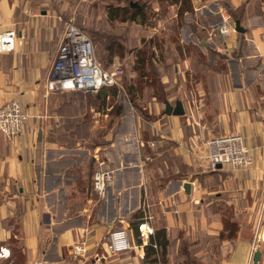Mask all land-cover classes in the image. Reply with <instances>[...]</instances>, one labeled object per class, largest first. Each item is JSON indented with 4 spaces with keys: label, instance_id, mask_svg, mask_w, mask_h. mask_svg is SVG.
Wrapping results in <instances>:
<instances>
[{
    "label": "crops",
    "instance_id": "0c3cea01",
    "mask_svg": "<svg viewBox=\"0 0 264 264\" xmlns=\"http://www.w3.org/2000/svg\"><path fill=\"white\" fill-rule=\"evenodd\" d=\"M38 2L0 0V33L13 29L20 41L14 50L0 53V105L16 99L27 106L31 115L18 136L9 139L0 133V246L9 251L7 256L0 258V264H139L144 255L140 245L133 244L128 252L114 259L97 245L109 229L120 223L128 225L125 218L141 207L138 168L142 167L139 147L144 140L142 130L148 132L146 141L153 142L149 147L155 149V155L148 154L151 160L169 149V154L172 151L181 163L194 171L203 162L197 156L201 153L203 139L229 133L242 135L253 156L251 167L236 169L222 165L211 173L206 172L205 178H210L216 186L213 192L208 191L198 177L188 180L190 194L183 191L187 180H170L157 193L153 190L147 193L148 205L152 208L150 218L134 219L139 223L146 221L154 232L165 228L171 236L174 228L188 230L199 223L203 228L205 206L219 200V195L225 191L227 195H222L220 201L237 209L249 226H241L234 239L223 241L221 248L227 256L221 263L250 264L251 253L258 251L260 258L256 263L252 260V264H264V241L257 246L251 242L254 228L259 236L264 232V215L259 208L264 203V2L229 0L237 9L239 19L236 20L243 32L230 31L224 38L214 30L221 18L210 12L217 22L209 23L212 24L210 29L203 31L207 40L200 42L205 54L210 50L217 53L225 69L221 73L209 72L213 74L212 81L204 83L202 79L185 90L187 95L181 99L183 115L164 113L147 125L141 118L131 121L125 116L120 130L114 134L108 132L102 120L104 123L96 134L88 136V141H93L108 140L114 135V148L101 152L109 160L106 168L114 172L107 196L99 198L102 201L94 217H91V204L80 207L74 199L81 192L86 194L91 190L90 165L84 170L78 166L79 158H76L84 148L69 143L76 132L71 135L72 132L59 128L63 124L59 119L64 109L71 110V123L76 119L72 104L61 101L60 97L73 91L45 89L62 35L61 25L53 18L59 10L38 8L48 4ZM188 36L192 39L190 33ZM88 108L96 115L104 113L97 101L89 103ZM79 119L77 125L90 122L93 117ZM81 186H85L84 191ZM205 193L213 194L205 200ZM211 214L218 217L219 212ZM261 221L263 225L259 230ZM122 227L133 235V224L132 229ZM216 227L214 232H219L220 225ZM144 240L146 244L148 240ZM76 244L86 249L87 254L75 255L73 247ZM174 252L173 248L171 253ZM170 259L173 262V258Z\"/></svg>",
    "mask_w": 264,
    "mask_h": 264
},
{
    "label": "rangeland",
    "instance_id": "374dc122",
    "mask_svg": "<svg viewBox=\"0 0 264 264\" xmlns=\"http://www.w3.org/2000/svg\"><path fill=\"white\" fill-rule=\"evenodd\" d=\"M43 1L45 3L48 2V4L41 7L39 5L38 8H58L59 12L53 18L61 25L62 33L68 22H73L81 27L91 38L94 55L104 69L111 71L118 67L122 70L121 82L123 90L118 91L115 89L116 95L113 99L109 98L110 93L106 95L105 103L101 104L104 109L103 115H96L88 108L89 103L99 101L96 98L101 93V89L96 93L77 91L74 94L70 92L60 95L61 101L65 100V102L72 104V113H75L76 119H73V123H71L69 121L71 110L64 109L61 111V118L59 119V122L63 124L59 128L63 132H72L71 135H73V132L77 133L71 137L69 143L77 146L81 145L80 147L84 148L81 156L76 157L79 158L78 166L85 170L90 165L91 175L98 167L97 158L104 164V167L108 165L109 160L104 156V153L101 154L102 150L114 148V135L108 140H99L98 138L97 141L100 144L93 148L92 142L88 141V136H92L100 126L102 127L104 123L101 122L102 120L105 121L108 132L112 134L120 130L122 119L126 117H129L131 121L132 118L136 120L141 118L147 125L148 121L164 115L163 99L171 104H175L176 100L182 101L181 99L187 95L186 91L190 87H194L198 81L202 79L204 83L212 81L211 76L213 74L209 72L218 71L221 73L225 69V64L221 58H217V53L210 50L208 54H205L200 42L203 39L207 40V34L203 31H205V28L210 29L212 24L210 25L209 23H216L217 21L215 20L218 17V19L221 18L218 24H222L221 12L228 15L230 24L234 23V19L224 5V0H190L191 9L185 10L182 14L180 12L181 2L176 0H40L38 3L41 4ZM261 1L264 2V0ZM33 2H36V0H33ZM130 3H137L139 6H131ZM133 8L143 12L131 11L130 9ZM210 12H215L216 15L214 16L216 18H213ZM189 33L192 39H188ZM149 55L152 58H148ZM212 58L214 59L213 62L211 61ZM143 59L145 62L141 66L139 62ZM151 63H153V67ZM151 72H154L159 79L160 88L158 90L162 95L160 97H153V85H149L151 83ZM205 73L208 80H206ZM188 95L190 96V93ZM91 116L93 120L91 119L90 122L83 121L82 124L77 125L78 120H81L79 118L89 119L92 118ZM94 119L96 120L94 121ZM142 131L144 140H141V145H139L142 167L138 168L140 170L138 189L142 203L137 210L143 214V217H150L152 213L151 205H148L150 197L147 193L151 194L152 190L158 192L159 189L156 188L161 184L164 186L170 180H187L186 182H188V180L193 181L198 177L199 182L207 186L208 191L213 192V189H216L211 179L205 178L208 174L206 172L211 173L213 171H206L202 167V162L200 163L201 166H198L199 169L191 170L187 165L185 166L184 163H181L179 158L173 155L172 151L169 154V149H167L168 154L165 151V154H162L156 160H151V157L148 156L149 145L146 141L148 132L147 130ZM83 136L86 137L85 140ZM207 139H203V141ZM142 142L144 145H142ZM150 149L152 150V148ZM94 153L97 158L95 157L96 155H92ZM110 168H113V166ZM221 189L223 190L222 186ZM84 190L85 186L83 187ZM211 194L213 193H205V200ZM222 195H227V192H221L219 200L214 201L208 207L205 206V219L208 220V224H206L205 220L203 228H201L199 223L189 228L190 233L189 229L186 230L182 227L174 228L173 236H171L170 232V244L167 251L169 252L168 261L173 258L174 263L179 262L181 264H223L221 262L225 261L227 253H223L221 245L225 240L234 239V237H228L229 229L239 230L241 226L248 227L249 223L243 220L244 218L241 217V213L237 209H232L231 211V206L224 201H220ZM105 196H107V192ZM87 197H92V199H87ZM99 198L91 189L86 194L85 191L81 192L74 199L76 200L75 203L80 207L91 204V217H94L96 209L102 201ZM93 199L96 204H94L95 201ZM259 208L264 215V203ZM136 211L131 212L130 216L125 218L128 225L124 223L121 226L125 225L132 229V223L137 222L134 219L136 218L134 217ZM213 211L219 212L218 217H214L211 214ZM256 211L257 205L253 207L252 214L254 215ZM212 218L216 220H212ZM225 220L229 224L234 223V225L231 228L228 226L223 230L222 227L223 223L225 224ZM213 221H215L216 225H220L219 232H214V227H218H216L215 223H212ZM263 224L261 221L258 226L259 230ZM111 230L112 228L108 230L100 244L106 241ZM254 230L251 242L257 246L259 242L262 243L264 240L259 236L260 233H257L255 228ZM130 238L133 244H136L133 235H130ZM182 242L187 246L188 253L178 254L176 258ZM173 248L176 252L171 253ZM131 254L134 255V252L131 251ZM253 254L251 253L252 256ZM110 256V259H114L119 255L112 254ZM252 256L249 259L250 264L253 263Z\"/></svg>",
    "mask_w": 264,
    "mask_h": 264
},
{
    "label": "built area",
    "instance_id": "2783aa9c",
    "mask_svg": "<svg viewBox=\"0 0 264 264\" xmlns=\"http://www.w3.org/2000/svg\"><path fill=\"white\" fill-rule=\"evenodd\" d=\"M221 16L222 24L216 26L214 30L216 34L224 38L230 31L235 30V25L234 23L230 24L228 15L221 14ZM17 39V33L13 29L1 32L0 53L14 50L20 43ZM121 77L122 70L120 68L117 67L109 71L101 66L94 55L93 44L89 36L81 27L69 21L57 46L45 82V89L47 91L94 93L102 88L115 87L119 91L123 90ZM30 116L27 106L19 100L12 99L5 102L0 105V133L9 139L18 136ZM148 145L152 147L153 142L149 141ZM197 156L203 161L202 167L206 171L216 170L218 164L229 165L236 169H247L253 164L251 151L245 146L243 137L239 133L208 138L204 141L201 153H197ZM96 161H98V167L92 175L91 189L96 195L103 198L111 183L114 170L104 167L98 158ZM149 218V216L144 217L146 220ZM137 227L141 239L148 240L149 236L154 233L153 228L146 221L139 223ZM99 244L97 248L110 255L123 254L133 247L126 227L112 229L106 241ZM73 253L84 255L87 254V250L76 244L73 247ZM8 254V249L0 246V258Z\"/></svg>",
    "mask_w": 264,
    "mask_h": 264
},
{
    "label": "trees",
    "instance_id": "16d2710c",
    "mask_svg": "<svg viewBox=\"0 0 264 264\" xmlns=\"http://www.w3.org/2000/svg\"><path fill=\"white\" fill-rule=\"evenodd\" d=\"M176 1H180L181 2V5H182L181 11H180L181 14L185 10H188V9L190 10L191 9L190 8L191 7L190 6L191 5L190 4V0H176ZM224 5L227 7L226 9L230 13V16L234 19V21L236 19H239L238 18L239 15L237 13V9H234L227 0H224ZM130 10L131 11L134 10L135 12H143V11L137 10L135 8L130 9ZM90 40H91V38H90ZM100 41H101V39H100ZM100 41H98V42H100ZM111 49H112V47H111ZM148 54H149V52H148ZM148 58H152V57L149 55ZM144 62H145L144 59L142 61L140 60L139 64L141 63V66H142V64H144ZM151 65L153 67V63H151ZM149 85H153V97H155V98L156 97H160L161 94H160V92L158 90V88H160V82H159V79L157 78V76H156V74L154 72H151V83ZM115 89H116L115 87L102 88L101 89L102 90L101 93L97 96L96 99L99 100L98 102L100 104H103V103H105V99L107 97L106 95H109L108 93H110V97L109 98L113 99V97L116 95V90ZM74 92H77V91H73V94H74ZM163 100L165 101V99H163ZM91 142H92V148L94 146L100 144V142L97 141V140H93ZM147 148H148V146H147ZM154 150L153 149L151 150L150 147H149V155L151 157H154V155H155ZM162 187H163V184H161L156 189H159V188L161 189ZM231 211H232V208H231ZM134 217L142 218L143 214L139 210H137L135 212V214H134ZM231 221H233V220H231ZM138 223H139V220L136 223H132V224L134 225V227H133V238L135 239L136 245H142L143 251H144L143 257L139 259V264H181L179 262L174 263V262L168 261L169 258H167V257L169 255V253L167 251H168V247H169V244H170V238H169V234H168V232H167V230L165 228L156 229L155 232L152 235L149 236L147 243L143 244L142 239H141V237H140V235L138 233V227H137V225L135 226V224H138ZM233 225H234V223H232V224L230 223L229 224L225 220V224L223 223L222 229L224 230L228 226H230V228H231ZM121 227L122 226H121V223H120V224H117V226L114 227V229L121 228ZM136 228H137V231H136ZM237 231L238 230H236V229H229L228 237L236 236ZM181 245H182L181 248L179 247V249L177 251L176 258L178 257V254L183 255L184 253H188L187 246L185 245V243L182 242ZM173 261H174V259H173Z\"/></svg>",
    "mask_w": 264,
    "mask_h": 264
},
{
    "label": "water",
    "instance_id": "95a60500",
    "mask_svg": "<svg viewBox=\"0 0 264 264\" xmlns=\"http://www.w3.org/2000/svg\"><path fill=\"white\" fill-rule=\"evenodd\" d=\"M131 6H139L137 3H130ZM144 6V5H142ZM235 30L237 32H243V29L240 26L239 20L234 21ZM164 113L167 115H182L184 114V109L180 100H176L175 104H171L169 101H164ZM218 168L221 167L220 164L217 165ZM183 189L186 194H190V183L184 182ZM260 258V253L258 251L254 252L252 260L256 263Z\"/></svg>",
    "mask_w": 264,
    "mask_h": 264
},
{
    "label": "bare ground",
    "instance_id": "6f19581e",
    "mask_svg": "<svg viewBox=\"0 0 264 264\" xmlns=\"http://www.w3.org/2000/svg\"><path fill=\"white\" fill-rule=\"evenodd\" d=\"M263 236H264V232L261 233L260 237L263 238Z\"/></svg>",
    "mask_w": 264,
    "mask_h": 264
}]
</instances>
